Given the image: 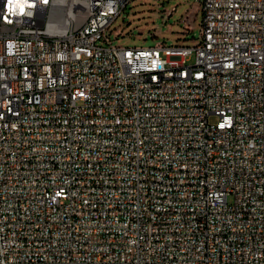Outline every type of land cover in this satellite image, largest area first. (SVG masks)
I'll return each instance as SVG.
<instances>
[{
  "label": "built area",
  "instance_id": "1",
  "mask_svg": "<svg viewBox=\"0 0 264 264\" xmlns=\"http://www.w3.org/2000/svg\"><path fill=\"white\" fill-rule=\"evenodd\" d=\"M131 1L0 0V264H264V0L114 45Z\"/></svg>",
  "mask_w": 264,
  "mask_h": 264
},
{
  "label": "rangeland",
  "instance_id": "2",
  "mask_svg": "<svg viewBox=\"0 0 264 264\" xmlns=\"http://www.w3.org/2000/svg\"><path fill=\"white\" fill-rule=\"evenodd\" d=\"M201 24L202 12L195 0H132L112 22L107 35L114 45L129 48L157 43L194 47ZM194 60L193 54L186 63Z\"/></svg>",
  "mask_w": 264,
  "mask_h": 264
},
{
  "label": "bare ground",
  "instance_id": "3",
  "mask_svg": "<svg viewBox=\"0 0 264 264\" xmlns=\"http://www.w3.org/2000/svg\"><path fill=\"white\" fill-rule=\"evenodd\" d=\"M27 2H35V0H27ZM48 9L59 12L58 0H48ZM80 18H89V11H80ZM53 28L59 36L74 35V28H70V22L62 19H53ZM13 109H20V101H13Z\"/></svg>",
  "mask_w": 264,
  "mask_h": 264
}]
</instances>
